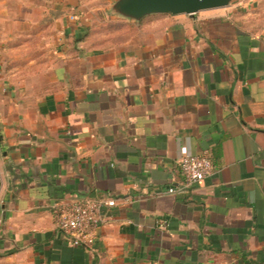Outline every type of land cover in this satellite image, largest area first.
Instances as JSON below:
<instances>
[{
    "label": "crops",
    "instance_id": "crops-1",
    "mask_svg": "<svg viewBox=\"0 0 264 264\" xmlns=\"http://www.w3.org/2000/svg\"><path fill=\"white\" fill-rule=\"evenodd\" d=\"M112 2L0 0V264H264V0ZM70 196L116 200L92 252L55 230Z\"/></svg>",
    "mask_w": 264,
    "mask_h": 264
},
{
    "label": "built area",
    "instance_id": "built-area-1",
    "mask_svg": "<svg viewBox=\"0 0 264 264\" xmlns=\"http://www.w3.org/2000/svg\"><path fill=\"white\" fill-rule=\"evenodd\" d=\"M178 169L186 186H192L212 174L213 166L204 155L191 154L185 148L178 160ZM168 192H173L169 187ZM113 197H61L49 204L56 232L68 245L81 247L88 252L94 250V243L100 226L107 220L106 210L113 207ZM161 221L160 228H165ZM146 264H158L149 261Z\"/></svg>",
    "mask_w": 264,
    "mask_h": 264
},
{
    "label": "water",
    "instance_id": "water-1",
    "mask_svg": "<svg viewBox=\"0 0 264 264\" xmlns=\"http://www.w3.org/2000/svg\"><path fill=\"white\" fill-rule=\"evenodd\" d=\"M233 0H113L109 13L140 21L151 14H194L199 11L228 6ZM2 178L0 174V188Z\"/></svg>",
    "mask_w": 264,
    "mask_h": 264
},
{
    "label": "trees",
    "instance_id": "trees-1",
    "mask_svg": "<svg viewBox=\"0 0 264 264\" xmlns=\"http://www.w3.org/2000/svg\"><path fill=\"white\" fill-rule=\"evenodd\" d=\"M101 29V30H100ZM102 30H105V28H102V27H98L96 28V31H102Z\"/></svg>",
    "mask_w": 264,
    "mask_h": 264
},
{
    "label": "rangeland",
    "instance_id": "rangeland-1",
    "mask_svg": "<svg viewBox=\"0 0 264 264\" xmlns=\"http://www.w3.org/2000/svg\"><path fill=\"white\" fill-rule=\"evenodd\" d=\"M110 29H113V28L112 27L111 28L110 27H107V28H105V30H102V31H107L108 32Z\"/></svg>",
    "mask_w": 264,
    "mask_h": 264
}]
</instances>
